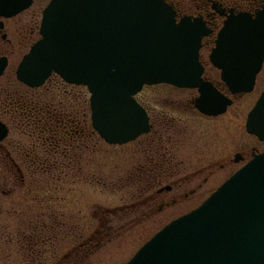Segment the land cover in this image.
<instances>
[{"label": "flooded vegetation", "instance_id": "obj_1", "mask_svg": "<svg viewBox=\"0 0 264 264\" xmlns=\"http://www.w3.org/2000/svg\"><path fill=\"white\" fill-rule=\"evenodd\" d=\"M47 1L33 0L26 10L0 15V227L8 234L13 220L10 214H17L16 226L22 228V237L16 258L18 255L21 259L33 255L25 231L31 225L28 218L42 222L43 227L67 230L59 241L64 245L61 253L57 255L53 251L51 259L46 261L44 255L50 253L38 249L37 263L32 264H82L88 253L99 245L100 238L112 233L114 219L102 217L97 222L91 216L89 222L81 210H64L63 205L71 202L79 187L88 185L110 196L121 194L122 204L105 207L106 213L116 212L120 207L119 210L126 208L125 212L134 214L138 199L145 209L139 211V218L144 219L196 196L195 205L185 212L188 213L237 170L264 152V58L250 87L241 90L228 82L237 79L246 82L251 77L239 69L222 71L217 64L228 62L212 60L218 33L227 17L239 13L254 17L264 6V0L176 3L166 0L173 4L176 21L182 17L197 18L208 28L209 33L202 38L198 51L200 80L227 103L222 113L206 115L196 106L199 87L159 85L174 95L181 93L182 99L167 98L162 110L152 113L151 105L139 96L144 89L156 86L143 87L136 100L146 112L148 130L123 144L108 143L93 129L87 88L65 83L57 75H51L35 87L17 78L20 60L39 38L41 12ZM222 73L230 74L228 80ZM76 89L80 91L73 92ZM219 104L211 101L215 108ZM178 106L182 113L214 125L210 123L201 135L195 125L186 126L170 115ZM189 143L213 147L208 154H201L202 158L197 159L190 171L191 166H186L190 160L186 158L189 163L186 164L181 159L185 155L182 149ZM212 177L215 178L211 183ZM89 228L100 232L96 235L93 232L89 237ZM102 229L111 231L101 236ZM95 237L100 238L89 247ZM3 244L0 254L11 250V258L13 250L9 249L6 235Z\"/></svg>", "mask_w": 264, "mask_h": 264}, {"label": "water", "instance_id": "obj_2", "mask_svg": "<svg viewBox=\"0 0 264 264\" xmlns=\"http://www.w3.org/2000/svg\"><path fill=\"white\" fill-rule=\"evenodd\" d=\"M32 0H0L9 16ZM163 0H50L41 39L17 68V78L38 86L52 72L86 85L92 125L105 141L122 144L148 129L133 96L141 87L168 83L199 86L198 109L210 104V87L199 81L197 52L207 29L199 20L175 23ZM214 57L253 75L264 58V7L255 17L228 16ZM217 101V99H212ZM1 138V136H0ZM126 264H264V153L243 166L197 209L178 217L146 241Z\"/></svg>", "mask_w": 264, "mask_h": 264}, {"label": "rangeland", "instance_id": "obj_3", "mask_svg": "<svg viewBox=\"0 0 264 264\" xmlns=\"http://www.w3.org/2000/svg\"><path fill=\"white\" fill-rule=\"evenodd\" d=\"M170 1L176 3L178 1L186 2L187 0ZM25 52L26 48L21 51L20 55H18V58L20 59L21 55ZM166 88L167 87L164 88V86L146 88L139 96V99L145 102L148 106L149 104L151 105V109L153 110L152 113L161 111L162 103L167 98H176V100L182 99L181 93L177 92L176 95H174L173 92L167 90ZM78 91L80 90H73V92L75 93H78ZM81 91L83 92V89ZM84 109L85 107L82 110ZM175 109L176 110L173 111V114L170 115L178 118L180 122H183L182 124H185L186 126L190 127V125H195V128H198L201 135H203L204 131H206L210 127L211 122H206V120H202L189 114L182 113L179 106L175 107ZM163 112L169 115L166 109H164ZM211 124L214 125V123ZM178 126L181 127V129L183 128L180 124H178ZM200 145L202 146L203 143H200ZM207 147L208 146L206 144H204L202 147H197L196 145L191 146L190 143L183 147L182 151L185 155L184 158L181 159H183V161H185L184 163L186 164H189L186 158L190 160V164L186 165L188 167L191 166L188 171L195 167L196 161H198L197 159L202 158V153L208 154L209 151L213 149L212 146H209L208 148ZM197 153H199V155ZM214 178L215 177H212L210 179L211 183L213 182ZM205 188L206 187H204V189ZM120 197L121 194H115V196H110L108 194L105 195V193H103L101 190L87 185L86 187H79L75 192V196H71V202L63 205L64 210L70 208L74 211L81 210L82 215L88 216L89 222H91V216H94V218L97 219V222L102 217L107 219H114L112 233L107 237H95V240L89 245V247L91 245H94L97 240H99V238L100 243L97 247L94 246V250H91V252L88 253L86 260L83 261L82 264H124L130 257H132V255L144 243V241H146L150 236L154 234V232L157 231L160 226H162V224L168 222L170 219L178 215L187 212L191 207H193V205H195L194 202L197 201L196 196H193L191 199L180 202L170 208H164L161 213L158 214L155 212L154 214H151L150 217L144 219L139 218V211L145 209L142 204L138 203V199H136L134 214H132L133 212L130 211V213L125 212L126 208L124 207V209L120 210V207H117L116 212L106 213L105 207H113L115 205L118 206L122 204V199L119 200ZM12 223L13 222L11 220V224ZM7 231L10 232L11 229L9 228ZM97 231L100 232V229L89 228L87 234L90 237L93 232L95 234ZM110 231V229H102L101 236L103 234L109 233ZM5 232L6 231H3L2 234V228L0 227V249L4 248L3 241L5 239ZM1 263L6 264L4 260H2Z\"/></svg>", "mask_w": 264, "mask_h": 264}, {"label": "trees", "instance_id": "obj_4", "mask_svg": "<svg viewBox=\"0 0 264 264\" xmlns=\"http://www.w3.org/2000/svg\"><path fill=\"white\" fill-rule=\"evenodd\" d=\"M16 213L10 214V216H13L12 224L10 225L11 231L6 234V238L9 239L10 246L9 249H12V257L10 258L11 250L8 253L0 254V262L4 260L6 264H32L37 263V251L38 249L45 253L49 252V255H44L46 258V261L50 260L52 255L51 253L55 251V253L58 255L61 253V251L64 249V245L62 243H59L60 239L63 238L65 232L67 230L59 229V228H49V227H43L42 222H37L34 218H28L27 222L30 223V227H26L25 231L28 233L27 238L29 240L30 246L33 249V255L31 257H28L27 259H21L18 257L16 258L17 254V248H19V239L22 237L21 234V227L16 226V222L18 221L16 217ZM17 220V221H16ZM18 224V223H17ZM4 229L2 228V234ZM12 244V245H11ZM7 252V251H6ZM16 252V253H15ZM42 257V256H41Z\"/></svg>", "mask_w": 264, "mask_h": 264}]
</instances>
